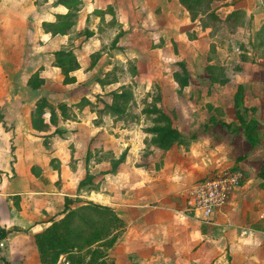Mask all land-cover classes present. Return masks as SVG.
I'll list each match as a JSON object with an SVG mask.
<instances>
[{"label":"rangeland","instance_id":"1","mask_svg":"<svg viewBox=\"0 0 264 264\" xmlns=\"http://www.w3.org/2000/svg\"><path fill=\"white\" fill-rule=\"evenodd\" d=\"M44 1L37 0L36 3V0H31L30 25L27 28L15 20L12 33L3 29L6 20L0 22V81L15 78L18 82L13 89L29 97L26 98L30 99L28 106L19 116L20 128L27 132L25 135L28 137L27 127L31 126L28 113L36 107L33 105L35 97L41 96L36 88L29 85V79L35 73L40 76L41 71L52 69L51 83L48 87L42 85L41 93L52 96L51 101L43 97L57 108L58 117L52 120L50 109H46L45 129L41 132L30 130L31 143L36 151L41 152L39 164L33 167L34 176L39 179L37 170L48 168V175L39 182L43 180L51 185L54 179L51 175L56 177L60 171L61 160L56 150L62 142L67 145V153L77 157L71 160L68 170L75 171L83 180L89 170L96 167L94 160L113 163L120 159L118 165L125 167L127 172L124 174L127 188L134 185L130 187L133 192L143 181L164 169L168 153L171 158L169 165L172 166L169 172L173 170L175 173L176 170L174 180L186 183L187 190L201 177H208L232 165H242L243 159L237 161L236 158L246 151L242 146L244 139L240 135V127L245 131L249 124L246 122L248 109L244 107V88L238 87L240 84L236 85L232 78L240 70V61L251 59L249 51L252 45V48L264 47V20H246L240 11L221 18L226 10L220 12V7L230 2L208 0L196 11L197 22L188 25L185 14L180 13L174 2L169 7L165 0H142L136 25L128 14L122 19L113 8L106 6L97 10L103 14L101 20L89 17L86 24H78L69 37L62 38L44 35L41 30ZM166 8L176 11L180 19L176 26L166 20ZM50 12L54 13L53 10ZM188 13L191 18V13ZM205 25L213 28L210 35L199 39V27ZM244 26L252 29L249 40L245 35L236 40L237 28ZM8 47L11 51L7 50ZM59 49H70L78 60L90 62L83 82L77 85L66 83L61 68L51 67ZM184 79L188 83L182 86L180 81ZM11 88L7 84L0 85V114L4 110V97L12 93ZM115 91L131 95L123 104L125 110L121 116L114 115L106 107L113 103L112 92ZM233 95L240 106L236 105L238 121L231 122L229 108ZM83 99H88L91 104L80 108L79 103ZM59 104L66 106L70 119L62 117ZM73 121H82L83 124L79 126ZM168 123L178 129L185 143L176 142L172 148L163 149L156 142L154 129ZM93 125H102L106 130H97ZM17 156L14 155L15 158ZM262 162V159H256L251 166L249 160L247 165L244 164L246 177L249 176L247 181L251 184L258 182L256 172ZM3 173L0 170V178L4 177ZM106 173V170H100L97 178L94 176L86 183L81 193L87 196L94 189L100 191V182ZM7 175L11 176V172ZM59 181L56 186H51L52 190L56 191ZM74 182L69 181L72 190ZM106 229L104 227L98 232L104 239H109L111 235ZM111 232L115 233V229ZM98 244L91 247L96 248ZM101 251L108 253L109 248H101Z\"/></svg>","mask_w":264,"mask_h":264},{"label":"crops","instance_id":"2","mask_svg":"<svg viewBox=\"0 0 264 264\" xmlns=\"http://www.w3.org/2000/svg\"><path fill=\"white\" fill-rule=\"evenodd\" d=\"M57 1H44L42 7L45 10L44 19L40 21L41 30L44 35L64 38L69 37L71 30L78 24H86L89 17L95 16L101 20L103 14L97 10L106 6L113 8L116 15L118 14L122 19L128 14L136 25L140 19L137 17L139 15L137 11L142 0H83L76 24L72 29L66 34H53L45 30L43 23L55 21L57 14L68 12V8L58 4ZM225 1L230 3L220 7V12L223 9L226 10L220 15V17L223 16L221 18L240 11L243 12L246 20L251 18L264 20V0ZM165 2L169 7L173 2L178 5L177 9L180 13L185 14L186 24L197 22L198 18H190L188 11L179 0H165ZM30 4L31 0H0L3 15L2 18L0 17V22L6 20L3 29L11 30L13 33L16 26L15 20L20 21L18 23L27 28L30 25ZM49 10H53L54 13H48ZM110 13L115 15L114 11ZM104 15L107 14L104 12ZM112 15L109 14L111 18L114 17ZM15 16L18 18L16 19ZM166 20L174 26L180 22L176 11L172 12L170 8H166ZM204 27H199L201 30L199 39L210 35L213 28L212 26ZM237 29L235 39L245 35L249 40L252 30L249 26ZM252 47L253 45L249 51L251 59L241 60L240 70L232 78V82L244 88V107L248 109L246 122L257 123V130L254 133L255 144L250 142L244 129L240 127V135L244 139L242 146L246 151L236 160L240 156L244 157L242 165H239L241 168L238 169L244 171L245 177L247 171L244 164L247 165L248 160L249 166L256 159H262L264 162V47ZM7 50L11 51L9 47ZM78 61L80 68L71 72V75L77 79L74 82L76 85L83 82L89 72L87 69L90 67V62ZM51 67L60 70V67L56 65ZM50 72L52 69L40 72V77L45 80V84H42L45 85L44 87H48L51 83ZM5 79L6 81H0V85L7 84L12 87L10 89L12 93L4 97L6 98L4 110L0 114V170L4 171V177L0 178V224L9 231V234L2 241L4 246H0L2 250L0 264H42L34 235L49 226L52 219L64 216L68 199L74 200L72 207L87 201L111 206L126 223L116 243L108 251L107 264H264V213L261 210V201L264 198L262 182L264 181L258 176L263 162L256 172L258 182L251 184L247 181L249 176L246 177L243 184L233 193L229 203L215 210L208 221H203L198 214L187 210L189 190L198 179L188 190L186 183L174 180L177 173L176 170L175 173L173 170L169 172L172 168L169 165L170 153L167 154L164 169L152 175L148 181H143L135 192L130 188L134 185L127 188L128 184L124 178V174L127 173L125 167L118 165L116 171L112 172L111 162L101 161L102 159L94 160L96 167L91 168L89 173L96 178L100 170H106L107 173L100 182L101 190L94 189L86 196L81 193L84 188L78 189L83 179L79 174L76 175L75 171L68 170L71 160L77 157L71 152L67 153V145L62 142L56 150L60 156L61 169L57 171L56 177L54 174L51 175L54 178L53 183L47 185L43 180L42 182L38 180L45 179L48 168L42 167L44 169L41 171L37 170L39 179L35 177L36 175L34 176L33 167L39 164L41 153L36 151L31 143L30 130L33 128L35 131L32 123L34 108L28 113L32 126L27 127L30 133L28 137L25 135L27 132L20 128L19 116L23 114V108L28 106L30 99H26L29 97L19 90L13 89L18 82L15 78ZM35 90L39 91L38 95L41 96L35 97L36 102L33 105H36L43 96L51 101L50 94L42 95V86ZM229 110L231 111L230 121H238L239 111L234 95L230 99ZM76 124L82 126L83 122H76ZM94 128L106 130L102 125L94 126ZM124 144L127 145V143ZM15 154H18L17 158L14 157ZM105 163L108 165H104ZM233 166L226 168L237 169ZM8 172H11V176L7 175ZM202 178L204 177L199 179ZM70 180L75 181L73 190L69 186ZM58 181V188L56 191L52 190L51 186H56Z\"/></svg>","mask_w":264,"mask_h":264},{"label":"trees","instance_id":"3","mask_svg":"<svg viewBox=\"0 0 264 264\" xmlns=\"http://www.w3.org/2000/svg\"><path fill=\"white\" fill-rule=\"evenodd\" d=\"M179 1L191 13V18L196 19L198 17L196 11L208 0ZM57 2L58 4L66 6L68 12L65 14H57L55 21L44 22L43 26L47 32H52L53 34H66L76 24L78 12L81 9L83 0H58ZM93 62L96 63V61ZM180 64L184 66L183 63ZM54 65L61 68L66 83L76 82V77L70 75L71 72L80 68V63L74 51L65 49L56 51ZM183 69L186 71L185 68ZM28 83L32 88L37 89L42 86L44 79L41 78L39 74L35 73L29 79ZM180 83L182 86H185L188 80L184 79L180 81ZM112 94L113 103L106 107L109 108L114 115L121 116L125 110L123 104L129 101L131 95L125 91H115L112 92ZM88 104H91V102L88 99H83L79 103V107L83 108ZM236 105L240 106L239 100H236ZM58 108L61 110L63 117L69 118L64 104H59ZM46 109H50L52 120L58 117L57 108L50 103L47 98L41 97L37 101L32 114L34 129L39 131L45 129L46 119L44 116ZM154 130L157 132L156 142L163 149L172 148L176 142L185 143L183 135L178 129L174 128L171 123H168L167 126L155 127ZM256 130L257 123L252 121L251 123L249 122L244 131L252 144H255L254 133ZM243 158V156H240L237 161ZM118 160L119 161L112 163V172L116 171L119 164L118 162H120V159ZM233 168L238 169L241 167L236 164ZM258 176L264 181V162L258 172ZM92 178L93 175L88 173L86 178L80 182V189L84 188L86 183L91 181ZM262 184L264 186V182H262ZM73 203L74 200L68 199L64 210V216L59 219H52L49 226L34 235L42 264H58L59 257L62 254L66 256V260L69 261V264H107L106 256L108 253L101 251V248L110 249L113 247L119 237L121 229L125 227L126 223L111 206L87 201L84 204L72 207ZM104 227L108 228V230L106 229L108 231L107 234L111 235L109 239H104L98 232L99 229ZM90 229L91 231H89ZM113 229H115V233L111 232ZM8 234L9 231L0 224V243ZM96 243H99L98 246L92 248L91 246ZM83 249L84 253H82ZM1 251L0 247V255Z\"/></svg>","mask_w":264,"mask_h":264},{"label":"built area","instance_id":"4","mask_svg":"<svg viewBox=\"0 0 264 264\" xmlns=\"http://www.w3.org/2000/svg\"><path fill=\"white\" fill-rule=\"evenodd\" d=\"M245 173L241 169L222 168L208 177L198 180L189 190L187 210L198 214L203 221H208L215 210L225 207L233 193L245 181ZM264 213V198L261 201ZM0 246H4L1 242ZM69 264L66 256L59 257L58 264Z\"/></svg>","mask_w":264,"mask_h":264}]
</instances>
